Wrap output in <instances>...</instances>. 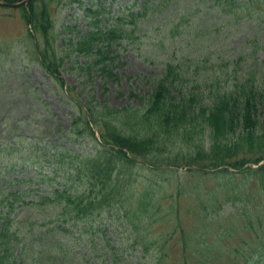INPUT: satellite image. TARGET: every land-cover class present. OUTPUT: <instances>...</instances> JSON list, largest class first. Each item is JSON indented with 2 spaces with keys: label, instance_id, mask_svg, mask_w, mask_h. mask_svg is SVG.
<instances>
[{
  "label": "trees",
  "instance_id": "1",
  "mask_svg": "<svg viewBox=\"0 0 264 264\" xmlns=\"http://www.w3.org/2000/svg\"><path fill=\"white\" fill-rule=\"evenodd\" d=\"M162 1L165 0H146L141 12L130 13L127 21L122 17L110 25L101 24L103 6L85 7L87 31L82 35L78 33L75 42L70 39L59 49L53 35L50 2L32 0L22 7L25 23L42 39V49H37L41 66L77 108L63 140L74 144L88 137L93 143L87 150L77 152L67 146L60 150L59 140L50 143L44 139L43 145L34 140L31 146L29 144L33 155L30 157L32 166L28 168L38 166L39 170L25 180L27 186L0 193V264H19L23 250L32 246L31 242H22L23 226L28 233L40 228L38 235H33L36 236L32 238L33 244L46 247L49 258L55 261L47 258L45 263L64 264L65 258L73 264L83 258L76 237L93 235L92 228L87 225H92L98 217L122 211L126 221L141 233L140 220L148 219L147 216L151 217L164 206L177 222L175 241L181 253L175 264H213L210 262L213 257H221L223 261L242 257L238 248L232 249V254L219 253L217 257L215 251L219 246L209 242L206 236L222 241L252 231L258 249L244 258L243 264L264 261V62L243 71L249 54L257 53V43L249 53L238 56L233 62H221L217 68L209 66V71L204 66L205 79L201 82L196 72L186 76L172 59L165 62L163 73L154 81L147 98L141 97L142 106L134 109L99 102L92 104L93 99L85 105L74 98L72 89L66 87L62 78V66L74 55L84 60L83 64L70 65L79 74L90 76L95 71L97 78L117 81L118 74L111 66L116 57L110 56L115 52L113 43L132 36L136 31L134 17L145 15L149 8H156ZM200 2L215 7L216 13L232 17L241 11L256 13L257 8L264 7V0ZM259 16L250 17V22L254 35L263 39L264 12ZM227 22L230 20L222 24L227 26ZM199 64L195 62V71ZM192 77L199 83H195L196 79L192 81ZM185 86L189 88L184 90ZM204 135L209 138H202ZM42 162L49 164L39 166ZM180 167L186 168L189 182L176 171ZM45 169L46 174L43 173ZM57 172L62 173L60 178ZM210 177L219 179L218 194L200 195L201 185ZM31 186H40L42 191ZM169 187L172 192L167 195ZM189 189L195 191L200 206L188 211V215L198 221L193 232L198 238L195 242L194 238L188 239L177 204L164 205L166 200H172L174 192V198H179ZM223 209H227L228 214L223 215ZM26 211L24 218H17ZM231 219L234 220L228 227L222 225ZM36 222L39 225L33 226ZM210 223L215 227L212 230L208 226ZM148 248L145 244L144 249ZM94 249L98 252L96 247ZM166 252L164 249L155 258L163 262L169 256ZM35 253L41 256L40 250ZM86 255L84 253V257H88Z\"/></svg>",
  "mask_w": 264,
  "mask_h": 264
},
{
  "label": "rangeland",
  "instance_id": "2",
  "mask_svg": "<svg viewBox=\"0 0 264 264\" xmlns=\"http://www.w3.org/2000/svg\"><path fill=\"white\" fill-rule=\"evenodd\" d=\"M46 1L50 2L53 35L57 38L58 49L70 39L75 42L78 33L82 35L87 31L85 7L103 6L105 9L100 15L101 24L110 25L122 17H126L127 21L129 14L141 12L146 2V0ZM146 5L149 6V2ZM24 6H0V193L4 194L18 187L27 186L25 180L39 170L38 166L29 169L32 166L30 157L33 155L30 143L34 140L41 145L45 140L50 143L59 140L60 150L67 146L69 150L75 152L85 151L93 143L88 137L78 139L74 144L63 140L64 135L70 130L71 118L76 115L77 108L64 96L59 83L41 66L37 49H42V39L39 34H33L32 28L22 18ZM263 12L264 7L257 8L256 13L250 11L247 14L246 11H241L232 17L226 13H216L215 7H210L209 3L201 4L200 0H165L156 8H149L145 15L134 17L136 31L132 36L113 43L115 52L110 56L114 54L116 57L111 66L118 74L117 81L97 78L95 71L90 76L79 74L78 70L71 69L70 65L76 64L75 62L83 64L84 60L74 55L65 61L61 75L66 87L72 89L74 98L85 105H89V101L93 99L92 104L99 102L123 109L139 108L142 106L141 97L147 98L154 81L163 73L164 63L171 59L174 64L180 66L186 76H191L195 72L201 76L199 82L205 79L204 66L208 67L209 71V66L214 65L217 68V64L221 62H233L238 56L249 53L256 43L257 53L249 54L243 64V71L254 69L257 64L264 62V38L258 39V36L254 35L253 24L250 22L252 21L250 17H260ZM227 20H230L226 23L227 26L223 25L222 22L225 23ZM128 26L126 24L125 28L128 29ZM171 31L174 33H170ZM195 62L200 63L198 71H195ZM243 74L245 76V72ZM237 75L243 76L241 73ZM195 79L191 78L192 81ZM199 82L196 79L195 83ZM188 88L185 86L184 90ZM202 138L209 137L204 135ZM48 164L49 162H42L39 166ZM176 169L189 182L185 174L186 168ZM43 171L44 174L47 173L46 169ZM136 173L143 175L140 172ZM57 174L58 178L62 176L61 172ZM205 183L200 187V195L207 193L211 195L213 192L218 194V178L210 177L205 179ZM137 184L140 185L139 180ZM175 185L176 181L173 182V186ZM30 188L42 191L40 186ZM168 190L167 195L172 192V187ZM175 195L174 192L173 196ZM174 197L172 200H166L164 205L177 204L188 239L194 238L195 242L198 238L193 232L198 227V221H194V217L188 215L189 210L200 208L195 191L189 189L184 196ZM209 203L210 201L207 204ZM227 211L223 209L221 213L225 215L228 214ZM23 213L24 215L19 214L17 218H24L27 211ZM147 218L140 220L141 233L134 230V226L126 221L119 210L103 214L93 221L92 225L84 224L90 226L94 234L76 237L80 242L78 249L81 250L83 258L81 261L77 259L78 262L73 264H175L181 253L180 246L175 241L177 238L175 216L168 215V208L164 206L162 210ZM34 220L33 218L31 222ZM232 220L234 219L225 220L222 225L228 227ZM36 225H39V222L33 224ZM208 226L211 230L215 228L211 223ZM39 230L40 228H36L32 233H28L23 226L20 233L22 236L25 232L22 242H31L32 246L23 250L22 262L19 264H47L46 259H52L49 258L50 254L46 247L33 244L32 238L38 235ZM170 234H173V237H169ZM206 238L219 246L215 251L218 252L217 257H220L219 253L230 254L234 248H238L242 255L238 258L232 257L233 260L227 258L229 263H224L227 260L223 261L221 257H213L210 259L213 264H243L244 258L258 249L253 231L251 234L239 233L222 241H217L211 235ZM161 243L164 247H161ZM145 244L149 245L147 251L144 249ZM164 249L169 256L160 263L155 257L163 253ZM35 250H40L41 256L35 253ZM84 253H87L88 257H84ZM144 253L146 255L143 257ZM64 262L69 264L65 258ZM258 264H264V261Z\"/></svg>",
  "mask_w": 264,
  "mask_h": 264
},
{
  "label": "water",
  "instance_id": "3",
  "mask_svg": "<svg viewBox=\"0 0 264 264\" xmlns=\"http://www.w3.org/2000/svg\"><path fill=\"white\" fill-rule=\"evenodd\" d=\"M29 1L31 0H21L18 3H4V2H0L1 6H7V7H17V6H21V5H26Z\"/></svg>",
  "mask_w": 264,
  "mask_h": 264
}]
</instances>
